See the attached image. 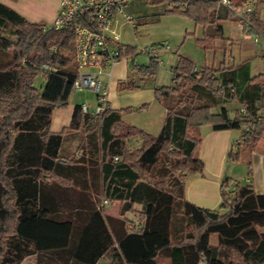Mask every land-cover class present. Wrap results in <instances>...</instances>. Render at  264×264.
Returning a JSON list of instances; mask_svg holds the SVG:
<instances>
[{"label":"trees","instance_id":"16d2710c","mask_svg":"<svg viewBox=\"0 0 264 264\" xmlns=\"http://www.w3.org/2000/svg\"><path fill=\"white\" fill-rule=\"evenodd\" d=\"M163 1L165 12H184L203 26L197 39L205 48L210 47L209 36L223 33V18H239L218 0ZM260 1L248 15L252 30L264 34ZM233 2L239 7L242 0ZM46 25L0 0V49L12 53L0 62V264H25L27 255L40 259L43 253L53 257L51 252L84 264H159L160 256L171 264H264V192L252 181L229 187L231 177H224L217 207L191 201L185 192L187 177L204 168L198 155L201 124L222 129L245 123L240 147L258 148L264 122L253 119L259 127L247 126L248 116L240 107L231 116L224 103L236 97L248 114L257 115L264 108V72L251 75L246 61L204 64L194 71L191 58L180 55L174 83L154 89L166 107L158 133L127 122L123 113L131 106H108L94 115L83 112L81 103L75 104L68 125L52 131V110L68 103L78 69L73 25ZM10 26L15 37L2 32ZM134 50L124 43L120 58ZM158 62V54L151 53L149 63L138 69L153 75ZM38 73L44 75L40 87L34 83ZM140 82L128 76L118 88L140 87ZM80 127L96 155L89 174L97 183L94 191L99 198L119 201L121 214L137 210L140 229L110 228L97 199L84 210V222L60 218L56 207L47 204L46 179L64 185L80 178L75 171L84 168L81 157L61 154L65 133ZM132 138L140 139V145L131 146ZM229 155L238 158L240 152L229 149ZM103 254L108 260L99 262Z\"/></svg>","mask_w":264,"mask_h":264},{"label":"rangeland","instance_id":"374dc122","mask_svg":"<svg viewBox=\"0 0 264 264\" xmlns=\"http://www.w3.org/2000/svg\"><path fill=\"white\" fill-rule=\"evenodd\" d=\"M52 1L53 0H33V5L39 7L38 5L45 3L42 6H49ZM166 7H168V5L163 0H129L126 3L125 8L126 11L134 17L135 22L137 23L136 29L134 30L129 22L124 21H122L118 27L120 40L123 43L131 44L135 47L133 52L124 56V59L129 61V76L134 78L136 82L141 81L140 88L144 89L140 90L141 92H139V94L138 92H129V97H127V100L124 102L127 106H131V109L124 112L125 114L123 117L142 122L148 129L142 126L140 127L153 134L158 133L160 130V121L156 120L159 113V108L157 107L160 106H158L159 104L156 102L148 112L143 109V112H141V110H139L140 106L145 100H147L145 98H147L150 92L154 91L156 86L174 83L173 67L177 63L180 55H187L191 58L195 64L193 68L194 71H198V69L204 64L229 66L246 61L247 69L251 75L258 72H264V34L260 29L254 31L252 30V25L246 27L244 24L243 27L245 30H249L250 34H252L251 37L248 35L245 36L244 28H240V17L238 20H233L230 16L228 18H223V20H221L223 24V33L209 36L207 38V43L210 47L205 48L197 39L202 36L203 26L200 23H196L191 16L184 12H165L164 9ZM232 12L237 15L235 11ZM247 16L250 18L249 15ZM258 16L262 19L264 18V0L260 1L258 4ZM37 19L45 21L47 24L50 22V19L46 16H39ZM2 32L8 36L15 37L11 26L4 28ZM254 35H257L256 40L253 38ZM161 42L168 43V46H162ZM142 47H145L148 50H141ZM151 53L158 54L159 62L153 75H143L142 71L138 68L141 67V65L149 63ZM10 58H12L11 50L0 49V62L8 61ZM141 76H143V78H141ZM43 81L44 75L38 73L34 79L35 85L40 87ZM130 89L134 88H124L121 89V92L129 91ZM84 93L88 96L85 100L86 103H90L89 107L93 109L95 106L94 102L96 95L90 88H75L69 99L71 100L72 97H77L79 94ZM68 103L65 106L58 107H68ZM224 104L227 106L231 116H234L236 108L240 107L245 115L248 116L247 126H252V128L256 127L253 119L264 122V108L258 110V114L254 116L248 114V111L243 107L244 104L240 103L236 97L226 100ZM217 108L218 107L215 106L213 107V110H217ZM151 118H154V122H150ZM53 126H56V122L53 123ZM258 127L259 126L257 125L256 128ZM245 128V123L239 128H233L234 145L232 146L231 151L240 152V155L238 158L230 155L228 156L227 171L224 175V177L230 176L231 180L235 183L246 182L245 178L249 173V163L252 159V153L255 152L253 150H256V152H260V150L264 151V124L262 126L263 135L261 136L260 141H257L256 144L258 148L252 150L241 148L238 143L243 136ZM237 138L239 139L238 141ZM138 141L140 145V139H138ZM131 146L136 147L134 145ZM116 206L118 207V204L115 203L113 207ZM140 206L141 205L135 204V207L138 209ZM222 210L224 211L225 209ZM125 214L129 224L132 223L135 217L136 219H139V213L137 210H129ZM262 228H264V226ZM215 239L216 234H212L211 240L214 241ZM158 260L159 264H171L170 260L164 256H160ZM24 263L56 264V261H53L50 254L43 253L40 259L36 254L27 255L24 258Z\"/></svg>","mask_w":264,"mask_h":264},{"label":"crops","instance_id":"0c3cea01","mask_svg":"<svg viewBox=\"0 0 264 264\" xmlns=\"http://www.w3.org/2000/svg\"><path fill=\"white\" fill-rule=\"evenodd\" d=\"M1 1L12 6L20 13L25 15L28 19L33 21H37V17L39 16H46L48 17V19H50L49 21H51L52 18L56 15L59 5V0H53L51 5L49 6H42L45 3L40 4L38 5L39 7L33 5V0ZM128 62L129 61L127 59H124V57L119 58L113 64L111 74L103 75V79L108 83L109 100L110 106L112 107L120 108L127 106L124 101H126L127 97H129V92H138L139 94V92H141L140 90H144L138 87L130 89L129 91L121 92V89L118 88L119 80L125 79L129 76ZM87 98L88 96L85 95V93L79 94V96L72 97L71 100L69 99L68 107H55L52 110L51 114L50 129L52 131H59L64 126L68 125L71 120L75 104L86 102L85 100ZM145 99L147 100H145V102L141 104L139 110L143 112V109L148 112L152 109L153 104L158 102V106L160 107H157L159 108V113L156 120L160 121L161 128L166 115V107L163 105V103H161V101L156 99L154 91L150 92ZM124 114L125 113H123V115ZM124 119L127 122L148 129L142 122L129 118ZM54 122H56L55 127L53 126ZM150 122H154V118H151ZM200 132L202 133V141L198 149V155L204 161V168L201 173L190 174L187 177L185 192L187 198L191 201L208 207H217L221 201L220 182L224 178V175L227 171L228 151L234 145V132L233 128L214 129L210 124L206 123L200 125ZM83 140L82 128L80 127L67 131L61 145V154L68 155L67 157H81L82 161L80 162V164H82L84 168H82L81 171H75V174L80 175L78 176L80 178L72 180V183L64 185L60 184L59 180L55 178L46 179L47 190H49L50 192V196L47 195V197L49 198L46 201L47 204L50 203L52 207H56L55 211L60 218H68L75 222L86 221L88 219V217L85 216L84 212L86 207L92 206L93 201L95 202L96 199L97 203L99 201L101 202L102 199H98L99 196L94 191L97 183L93 184L91 182L92 177L89 175L92 159H95L94 156L96 155H93L90 151L88 142L86 140ZM238 140L239 139L237 138V141ZM129 143L130 145L139 146L138 138L130 139ZM80 145L82 148L80 147ZM253 151L255 152L252 153V159L249 163L250 165L248 169L249 173L247 174L245 180L246 182L252 181L255 189L258 192H264V151ZM234 183L235 182L231 180L229 182V187H233ZM115 203L118 204V207H113ZM136 204L141 205L139 202H137ZM119 207V201H109L104 205L103 213L106 218L105 220L107 225L110 228L112 227L115 229H122L124 227L128 228V226L134 229H140V220L136 219L135 217L132 223L129 224L128 222H126L128 221L125 214L126 212L124 214H121L119 211ZM123 219L125 222H123ZM77 242L78 236L75 239V244H77ZM51 253V255H54L51 258H53L54 262L56 261V264H70V261H72V264H84L80 263L78 260H71V258L67 260V258L64 257L65 255L60 252L58 254H55L53 252ZM107 260L108 254H103L99 257V262H105Z\"/></svg>","mask_w":264,"mask_h":264},{"label":"built area","instance_id":"2783aa9c","mask_svg":"<svg viewBox=\"0 0 264 264\" xmlns=\"http://www.w3.org/2000/svg\"><path fill=\"white\" fill-rule=\"evenodd\" d=\"M129 0H59L56 15L46 27L62 28L73 25L75 33V61L78 75L75 77L72 90L75 88H90L95 92V106L91 109L89 103L82 102L81 109L94 115L101 114L110 106L108 83L104 74H111L113 64L120 58L119 24L129 22L136 29L134 17L126 11ZM235 11L240 17V28L250 27L251 20L247 16L253 9L256 0H242L237 7L234 0H218ZM245 30V28H244ZM244 35L251 37L249 30ZM253 38L256 40L257 35ZM162 46L168 43L161 42ZM141 50H148L142 47ZM117 158V156H115ZM103 198L101 205L107 204Z\"/></svg>","mask_w":264,"mask_h":264}]
</instances>
